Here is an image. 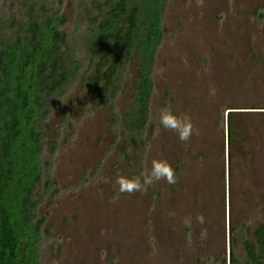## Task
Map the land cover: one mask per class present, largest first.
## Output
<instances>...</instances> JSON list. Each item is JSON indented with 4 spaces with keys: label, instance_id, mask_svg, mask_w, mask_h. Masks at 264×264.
I'll list each match as a JSON object with an SVG mask.
<instances>
[{
    "label": "rangeland",
    "instance_id": "obj_1",
    "mask_svg": "<svg viewBox=\"0 0 264 264\" xmlns=\"http://www.w3.org/2000/svg\"><path fill=\"white\" fill-rule=\"evenodd\" d=\"M22 1L0 0V17L21 15ZM38 1L66 17L78 66L47 100L31 224L45 220L31 228L30 263L252 264L245 241L255 243L264 222V0L165 1L142 143L118 123L138 59L116 98L101 101L89 83L85 0ZM162 106L191 117L189 141L159 128ZM154 158L173 165L177 182L120 194L116 177L139 175Z\"/></svg>",
    "mask_w": 264,
    "mask_h": 264
},
{
    "label": "trees",
    "instance_id": "obj_2",
    "mask_svg": "<svg viewBox=\"0 0 264 264\" xmlns=\"http://www.w3.org/2000/svg\"><path fill=\"white\" fill-rule=\"evenodd\" d=\"M165 1L83 3L90 26L89 83L101 101L116 98L128 60L138 59L133 102L118 123L141 143L148 123L151 74L162 36L160 17ZM21 4L26 7L21 15L8 20L0 17V264H31V228L38 230L45 220L41 216L31 224L35 191L43 179L40 156L49 144L45 139L47 100L71 81L78 66L61 29L66 17L38 0ZM254 237L255 243L245 241L246 253L252 264H264V222L255 229Z\"/></svg>",
    "mask_w": 264,
    "mask_h": 264
},
{
    "label": "clouds",
    "instance_id": "obj_3",
    "mask_svg": "<svg viewBox=\"0 0 264 264\" xmlns=\"http://www.w3.org/2000/svg\"><path fill=\"white\" fill-rule=\"evenodd\" d=\"M159 128L170 130L175 133L177 139L181 142L189 141L193 135V124L191 117L187 114L180 115L170 110L166 106H162L158 113ZM143 161V157H141ZM177 174L173 165L166 159L154 158L151 161V166L140 172L139 175L125 176L119 175L115 179V184L118 185L120 194H132L143 192L147 187L161 180L167 184H175L177 182ZM197 221L203 223V217L197 216ZM185 223H190V219L185 220ZM106 256V251H101V259Z\"/></svg>",
    "mask_w": 264,
    "mask_h": 264
}]
</instances>
